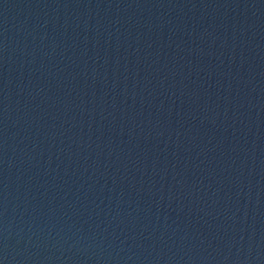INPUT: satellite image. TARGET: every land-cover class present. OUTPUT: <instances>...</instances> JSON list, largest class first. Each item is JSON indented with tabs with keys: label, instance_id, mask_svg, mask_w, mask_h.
Returning <instances> with one entry per match:
<instances>
[{
	"label": "water",
	"instance_id": "1",
	"mask_svg": "<svg viewBox=\"0 0 264 264\" xmlns=\"http://www.w3.org/2000/svg\"><path fill=\"white\" fill-rule=\"evenodd\" d=\"M0 264H264V0H0Z\"/></svg>",
	"mask_w": 264,
	"mask_h": 264
}]
</instances>
